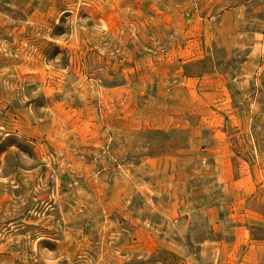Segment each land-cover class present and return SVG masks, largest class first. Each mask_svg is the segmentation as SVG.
Instances as JSON below:
<instances>
[{
	"label": "rangeland",
	"instance_id": "rangeland-1",
	"mask_svg": "<svg viewBox=\"0 0 264 264\" xmlns=\"http://www.w3.org/2000/svg\"><path fill=\"white\" fill-rule=\"evenodd\" d=\"M0 264H264V0H0Z\"/></svg>",
	"mask_w": 264,
	"mask_h": 264
}]
</instances>
